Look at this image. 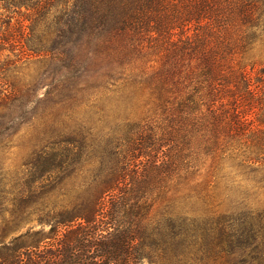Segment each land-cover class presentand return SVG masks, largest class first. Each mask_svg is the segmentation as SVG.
Returning a JSON list of instances; mask_svg holds the SVG:
<instances>
[{"label":"trees","instance_id":"trees-1","mask_svg":"<svg viewBox=\"0 0 264 264\" xmlns=\"http://www.w3.org/2000/svg\"><path fill=\"white\" fill-rule=\"evenodd\" d=\"M0 6L30 10V37L70 61L58 77L91 68L83 78L93 84L77 91L100 90L119 117L96 156L65 139L20 178L0 167V264H264V208L249 207L247 194L224 197L242 206L235 212L178 210L213 204L239 173L264 189V0ZM35 97L0 89L3 111L17 109L0 120L23 118Z\"/></svg>","mask_w":264,"mask_h":264},{"label":"rangeland","instance_id":"rangeland-1","mask_svg":"<svg viewBox=\"0 0 264 264\" xmlns=\"http://www.w3.org/2000/svg\"><path fill=\"white\" fill-rule=\"evenodd\" d=\"M30 15V10L24 7L14 6L5 12L0 6V38L3 39L0 43V89L10 85L21 92L32 90L36 96V101L27 105L23 118L14 119L11 125H4L5 121L0 120L2 126H11L0 133V136H10L5 141L6 146L0 147V167L12 178H20L37 153L59 140L73 139L82 145L83 153L89 157L96 156L101 150L99 146H103L106 140L105 136H109L119 122L112 101L100 90H94L89 97L77 91L86 84H93L92 78H83L84 73L92 75L91 68H87V72L81 69L73 77H58L65 72L63 66L70 61L66 56L53 60L51 53L41 50L44 44L41 36L31 38L29 34L30 21L27 18ZM254 110L256 114L251 112L249 118L257 123L260 111ZM16 112V108L3 111L0 100V115L9 113L13 116ZM140 117L135 113L131 119L139 121ZM261 128L264 129V126ZM80 168L89 170L96 166L84 164ZM216 193L219 199L213 204H204L200 198L178 210L195 216L204 214L205 210L219 213L243 210L242 206L224 199L227 195L237 197L242 193L247 194L245 202L249 207L264 208V189L252 176L245 177L239 173L233 182L222 184ZM218 202H221L219 206ZM142 264L158 263H149L144 259Z\"/></svg>","mask_w":264,"mask_h":264}]
</instances>
